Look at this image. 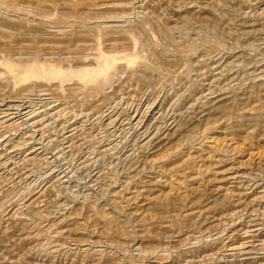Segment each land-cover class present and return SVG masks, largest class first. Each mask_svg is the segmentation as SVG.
<instances>
[{
    "label": "rangeland",
    "instance_id": "rangeland-1",
    "mask_svg": "<svg viewBox=\"0 0 264 264\" xmlns=\"http://www.w3.org/2000/svg\"><path fill=\"white\" fill-rule=\"evenodd\" d=\"M0 86V264H264V0H0Z\"/></svg>",
    "mask_w": 264,
    "mask_h": 264
},
{
    "label": "bare ground",
    "instance_id": "bare-ground-1",
    "mask_svg": "<svg viewBox=\"0 0 264 264\" xmlns=\"http://www.w3.org/2000/svg\"><path fill=\"white\" fill-rule=\"evenodd\" d=\"M82 26V25H81ZM142 26V25H141ZM112 27V26H111ZM126 30V29H125ZM171 30V29H170ZM76 31V30H75ZM122 31V30H121ZM111 32V31H110ZM119 32V31H118ZM165 32V31H164ZM65 33V32H64ZM72 33V32H71ZM116 34V33H115ZM37 35V34H35ZM48 35V34H47ZM169 35V34H168ZM114 40V39H113ZM118 40V39H117ZM123 40V39H122ZM80 41V40H79ZM78 41V42H79ZM84 41V40H83ZM112 41V39H111ZM124 41V40H123ZM27 42H30V41H27ZM40 42V41H39ZM58 42V41H57ZM76 42V41H75ZM113 42V41H112ZM44 43V42H43ZM60 43V42H58ZM63 43V42H62ZM79 44V43H78ZM112 45V44H111ZM73 46V45H72ZM78 46V45H76ZM122 46V45H121ZM70 49V48H69ZM106 56V55H105ZM104 56V57H105ZM106 59V58H105ZM114 59V58H113ZM237 62V61H236ZM243 62V61H242ZM229 63V62H228ZM244 63V62H243ZM105 65V64H104ZM5 66V65H4ZM104 67V66H103ZM44 71L45 70H52L54 73L55 72H61L60 69L58 68H54L53 66L51 65H48L46 67H43L42 68ZM11 72L13 73L14 77L17 79V81L21 84H32L34 81H33V78L35 76L38 75L34 70H30L28 72H25V73H19L18 71H16V69H11ZM45 73V72H44ZM51 73V72H50ZM54 73L53 74H50V75H53L54 76ZM95 73H99L98 72H95ZM41 74V73H40ZM46 76H47V72H46ZM45 76V77H46ZM235 76V75H234ZM5 78V77H4ZM255 78V77H254ZM15 80V79H14ZM29 82V83H28ZM238 82V81H237ZM44 83V82H43ZM43 85V84H42ZM1 87V86H0ZM29 87V86H28ZM38 87V86H37ZM3 88V87H2ZM1 89V88H0ZM17 91V90H16ZM26 91V90H25ZM24 91V92H25ZM43 91V89H42ZM45 91V90H44ZM43 93V92H42ZM252 105V104H251ZM238 108V107H237ZM242 110V109H241ZM38 112V111H37ZM260 112V111H259ZM59 113V112H58ZM244 114V113H243ZM239 115V114H238ZM246 115V114H245ZM226 116V115H225ZM241 116V115H240ZM249 116V115H248ZM236 117V116H235ZM235 117H233L235 119ZM228 118L230 119L231 117H229L228 115ZM232 118V119H233ZM237 118V117H236ZM243 119V118H242ZM253 119V118H252ZM226 120V119H225ZM255 120V119H254ZM253 120V121H254ZM227 121V120H226ZM237 121H238V118H237ZM249 121V120H247ZM246 121V122H247ZM233 122V120L231 121ZM235 122V121H234ZM16 123V122H15ZM224 123V121H223ZM227 124V123H226ZM230 124V123H229ZM225 125V124H224ZM212 128V127H211ZM222 128V127H221ZM226 128V125L225 127ZM223 130V128H222ZM224 131V130H223ZM201 132H199L200 134ZM212 132H210V130H203V132L201 133V141H203V143H200V145H197L195 148H191V149H187V153H184L183 151H180L179 149H174L172 148V152H167V154H165V156L163 157H160V158H151L152 161L150 163L153 162V166L154 164L158 163L159 165V169H160V174L161 175H164L165 177H167L166 180H168V184L169 186L171 187H176L177 189H180L184 186H187V185H190V184H193L194 182L198 181L199 179H201V177H203L202 179H204V175L207 174L209 171H210V166H206L208 164H211V160L213 157H215L214 155H217V154H213V153H220V151H223V147L222 144L220 143L221 141H219V137L218 136H214V134H211ZM222 134V133H221ZM219 135V134H218ZM223 135H224V132H223ZM193 141V140H192ZM200 142V140H199ZM196 143V142H195ZM198 143V142H197ZM179 147V146H178ZM188 148V147H187ZM234 148V146H233ZM237 148V147H236ZM235 148V150H236ZM183 149V148H182ZM229 149V150H228ZM230 151L231 148H227L225 151ZM239 150V149H238ZM232 152L234 151L233 149L231 150ZM164 152V151H163ZM183 152V153H182ZM226 153V152H225ZM231 153V152H230ZM235 153V152H234ZM238 154V153H237ZM219 156V155H218ZM217 159V157H215ZM220 158V157H219ZM154 159V160H153ZM214 159V158H213ZM224 159V158H223ZM220 160V159H218ZM213 161V160H212ZM201 162V163H200ZM218 162V161H217ZM207 163V164H206ZM215 164H216V161H215ZM152 165V164H151ZM214 165V163H213ZM148 166V165H147ZM150 166V165H149ZM157 166V167H158ZM212 166V165H211ZM215 166V165H214ZM213 167V166H212ZM158 169V170H159ZM212 170V169H211ZM215 170V169H214ZM208 175V174H207ZM218 176V175H217ZM157 177V176H156ZM158 178V177H157ZM208 178V176H207ZM156 178H154V181H155ZM164 179V177H163ZM151 180V179H150ZM161 184L163 185H166V183L164 182H161V180H158ZM143 182V181H142ZM156 182V185H157V181ZM154 182V183H155ZM200 182V180L198 181ZM144 183V182H143ZM153 181H152V184H154ZM150 185V183L148 184V186ZM160 185V184H159ZM153 186V185H152ZM158 186V185H157ZM162 186V185H160ZM144 187V186H143ZM167 187V186H166ZM189 187V186H188ZM186 188V187H185ZM138 189V188H137ZM141 189V188H139ZM143 189V188H142ZM147 189V188H146ZM173 189V188H172ZM176 189V190H177ZM139 191V190H138ZM134 192L132 194L131 197L132 198H135L137 195L139 196V194L145 192L144 189L142 191H139V192ZM142 193V194H143ZM167 194V193H164V195ZM123 195V194H122ZM170 195V194H169ZM168 196V194H167ZM166 197V196H165ZM131 198V199H132ZM172 198V197H171ZM130 199V200H131ZM186 213V212H185ZM183 215V214H181ZM107 217V216H106ZM183 217V216H182ZM94 219V218H93ZM111 219V218H110ZM97 220V219H96ZM171 223V222H170ZM84 225V224H83Z\"/></svg>",
    "mask_w": 264,
    "mask_h": 264
}]
</instances>
